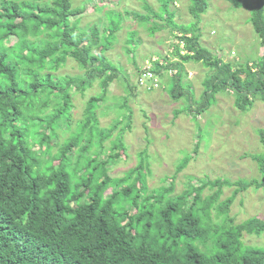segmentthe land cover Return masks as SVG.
I'll use <instances>...</instances> for the list:
<instances>
[{"label": "trees", "instance_id": "1", "mask_svg": "<svg viewBox=\"0 0 264 264\" xmlns=\"http://www.w3.org/2000/svg\"><path fill=\"white\" fill-rule=\"evenodd\" d=\"M158 1L156 17L173 19L171 0ZM189 2L194 20L207 10L206 0ZM85 13V6L73 8L71 0H0V264H264V248L242 242L245 235H262L264 219L254 217L232 227L227 216L236 193L264 188V154L253 156L259 181H202L197 188L190 185L185 196H168L171 186L148 190L151 172L144 165L128 170L124 180L111 178L109 166L122 157L113 153L119 140L111 143L105 161L97 159L99 153L89 157L88 148L80 145L83 139L89 145L95 139L94 146L101 149L111 134L97 129L95 111L104 100L98 95L86 101L74 142L67 140L51 154L56 131L70 124L74 107L69 92L83 93L97 79L105 88L116 78L105 56L110 47L103 42L105 31L91 26L85 34L77 32ZM140 21L149 18L143 15ZM198 24L170 25L172 33H179L171 52L178 60L164 59L165 66L157 62L152 68L156 77L174 72L170 95L185 98L192 108L191 88L182 86V65L194 61L212 71L203 82L198 114L224 92L235 96L234 107L241 112L255 99L264 102L263 0H255L250 16L263 47L255 62L235 68L221 63L200 45ZM68 60L85 75L55 76ZM50 103L53 111L41 116L42 106ZM259 135L264 146V132ZM73 148L80 153L74 164ZM225 185L238 189L216 206ZM208 186L217 190L203 199ZM211 210L221 218L219 223L212 222Z\"/></svg>", "mask_w": 264, "mask_h": 264}, {"label": "rangeland", "instance_id": "2", "mask_svg": "<svg viewBox=\"0 0 264 264\" xmlns=\"http://www.w3.org/2000/svg\"><path fill=\"white\" fill-rule=\"evenodd\" d=\"M206 2L207 10L195 19L199 23L200 45L221 63H228L233 68L259 60L263 47L250 24L255 0ZM71 4L73 8L85 6L86 9L77 32L85 34V30L91 26L105 31L103 42H110L105 56L116 78L105 88L99 86L97 79L83 93L76 90L69 92L74 107L70 112V124L56 131L57 139L51 141L52 155L67 140L74 142L86 101L90 96L98 95L103 96L104 100L95 111L97 129L111 134L102 143L101 149L94 146L95 139L92 145L85 139L80 145L88 148L89 157L94 158L99 153L97 159L105 161L112 149L111 143L119 140V147L113 153L122 157L119 162L109 166L111 178L124 180L123 175L128 170L144 165L151 172L146 178L148 190L171 186L170 197L185 196L190 185L197 188L202 181L213 182L217 178L225 179L230 184L238 180L261 179L258 163L253 156L264 154L259 135L264 132V102L255 99L251 107L241 112L234 107L235 96L224 92L216 95L215 101L198 114L196 104L203 101V82L212 75V71L194 61L182 65V86H190L194 101L191 109H188L185 98L175 100L170 95L174 77L170 70L157 77L159 87L154 90L147 91L137 86V77L145 68L152 69L154 63L159 61L166 64L164 59L169 62L178 60L171 56V52L172 45L178 44L175 36H179V33H172L170 25L187 26L195 21L188 11L189 0H171L168 8L173 12V19L170 21L166 15L161 16L165 21L156 17L160 11L158 0H71ZM143 15L149 18V22L140 21ZM153 25L158 26L155 28L157 30L150 29ZM114 29L116 32L109 33ZM97 52L94 50L93 54L97 55ZM84 75L71 60L55 73L57 77ZM53 109L51 103L42 106L40 115L47 116ZM87 134L83 137L86 138ZM79 154L78 148L72 149L70 161L73 164L79 159ZM185 161V167L178 170L179 164ZM237 189V186H221L215 205L224 203ZM216 190L217 187L212 189L208 186L201 196L204 199ZM227 216L232 220L230 225L227 224L232 227L254 217L263 220L264 188L249 187L236 193ZM211 220L216 223L221 221L214 210H211ZM242 242L246 246L264 248V232L261 236L245 235Z\"/></svg>", "mask_w": 264, "mask_h": 264}, {"label": "built area", "instance_id": "3", "mask_svg": "<svg viewBox=\"0 0 264 264\" xmlns=\"http://www.w3.org/2000/svg\"><path fill=\"white\" fill-rule=\"evenodd\" d=\"M159 65L165 66L162 62H158ZM171 71H169L170 73ZM174 73V72H173ZM157 74L153 72L151 68H145L141 74L137 77V86L144 90H154L159 87V82L156 77ZM172 75V74H171Z\"/></svg>", "mask_w": 264, "mask_h": 264}]
</instances>
